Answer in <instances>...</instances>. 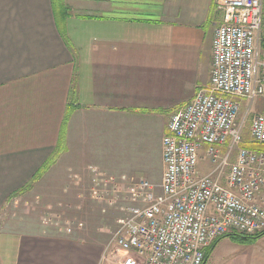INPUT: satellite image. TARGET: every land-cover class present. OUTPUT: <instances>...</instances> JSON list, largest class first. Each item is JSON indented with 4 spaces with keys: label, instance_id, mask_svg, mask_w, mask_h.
Here are the masks:
<instances>
[{
    "label": "crops",
    "instance_id": "1",
    "mask_svg": "<svg viewBox=\"0 0 264 264\" xmlns=\"http://www.w3.org/2000/svg\"><path fill=\"white\" fill-rule=\"evenodd\" d=\"M220 22L215 0H0V213L26 190L81 207L95 174L158 188L168 118L209 84ZM49 217L0 221V264L100 263L103 240Z\"/></svg>",
    "mask_w": 264,
    "mask_h": 264
},
{
    "label": "built area",
    "instance_id": "2",
    "mask_svg": "<svg viewBox=\"0 0 264 264\" xmlns=\"http://www.w3.org/2000/svg\"><path fill=\"white\" fill-rule=\"evenodd\" d=\"M215 7L210 81L168 118L159 193L143 179L121 190L118 179L92 178L94 199L123 191L131 204L112 235L120 264H202L204 248L224 235L264 231V152L244 146L242 134L246 113L264 98V0ZM249 134L264 144V113L251 116Z\"/></svg>",
    "mask_w": 264,
    "mask_h": 264
},
{
    "label": "rangeland",
    "instance_id": "3",
    "mask_svg": "<svg viewBox=\"0 0 264 264\" xmlns=\"http://www.w3.org/2000/svg\"><path fill=\"white\" fill-rule=\"evenodd\" d=\"M56 8H59V4L56 5ZM242 108L244 109L245 105ZM242 113L245 114L246 112L242 110ZM257 113H264V98L256 100L245 115L242 134L244 140L248 142L250 140V118ZM197 167L199 171L205 172L208 163L200 162ZM155 193H159L158 188H156ZM123 195L125 192L121 191L114 197L113 193L110 192L105 194L103 200H98L94 199L88 191L82 193L80 197L81 207L67 208L63 206L65 204L63 198L58 199L45 191L26 190L9 198L8 203L0 213V221L8 222L6 226L15 228L13 230L26 231L34 227L32 223H38L43 228L47 224H52L47 220L50 218V214H59L63 218L74 219L76 221L70 225L82 223L86 233H95L99 239L103 240V254L99 264H120L122 255L112 244V235L117 227L116 219L122 217L126 209L131 206ZM216 244V252L211 255L212 251L208 255L206 264H228L232 258L234 259L243 252L250 253L251 264H264V235L245 240L224 237Z\"/></svg>",
    "mask_w": 264,
    "mask_h": 264
},
{
    "label": "trees",
    "instance_id": "4",
    "mask_svg": "<svg viewBox=\"0 0 264 264\" xmlns=\"http://www.w3.org/2000/svg\"><path fill=\"white\" fill-rule=\"evenodd\" d=\"M53 2V6L56 8V5L57 4H60V0H52ZM243 139H244V136H243ZM244 146L248 147V148H251L253 150H257V151H263L264 152V144L262 143H250L246 140H244ZM51 162V159H49V161H47L46 164H49ZM45 164V165H46ZM17 194V193H16ZM264 235V231L260 232V233H257L255 235H247V234H244V233H240V232H231V233H228L226 235H224L223 237L213 241L209 246L205 247L204 248V256H203V262L202 264L206 261V259L208 258V255H210V253L212 252V248L215 246V244L222 238L224 237H232V238H237L238 240H245V239H254V238H259L260 236Z\"/></svg>",
    "mask_w": 264,
    "mask_h": 264
}]
</instances>
